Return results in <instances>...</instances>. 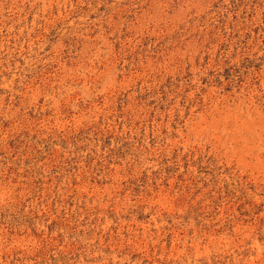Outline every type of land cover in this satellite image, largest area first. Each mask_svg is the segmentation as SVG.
<instances>
[{
  "label": "rangeland",
  "instance_id": "1",
  "mask_svg": "<svg viewBox=\"0 0 264 264\" xmlns=\"http://www.w3.org/2000/svg\"><path fill=\"white\" fill-rule=\"evenodd\" d=\"M0 264H264V0H0Z\"/></svg>",
  "mask_w": 264,
  "mask_h": 264
}]
</instances>
